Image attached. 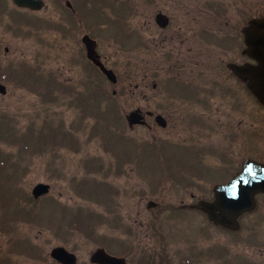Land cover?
Instances as JSON below:
<instances>
[{
    "label": "flooded vegetation",
    "instance_id": "1",
    "mask_svg": "<svg viewBox=\"0 0 264 264\" xmlns=\"http://www.w3.org/2000/svg\"><path fill=\"white\" fill-rule=\"evenodd\" d=\"M41 1V8L34 10L27 5L18 7L11 0L13 9L21 12L17 11L20 16L23 11L43 10L46 0ZM97 2L113 8L115 14L107 17L100 12L99 15L98 8L97 11L90 8L89 0L64 1L65 8L57 11L53 23L55 60L61 66L82 65L81 69L86 68L89 77L97 74L113 85L119 84L121 80L113 66L123 62L121 48L106 51L102 39L120 38L116 42L122 43L126 28L127 39L134 38L133 50L139 53V63L144 59L150 64L149 74L140 75L135 85L143 100L147 99L145 89L151 86L150 104L139 102L131 108L137 116L136 123H128L129 127L149 129L152 141L157 142L160 131L169 126H182L184 144L181 145L185 146L190 159H181L182 168L167 173L182 178L186 184L195 177L199 193L192 192L188 202L163 203L166 205L163 209L159 207L161 203L150 200L124 206L118 200L119 187L112 183L107 187V195H102L111 201L97 202L94 209L55 203L51 218L37 216L36 212L44 216L43 207L18 202V215L0 218V264H244L230 259L234 256H243L245 264H252L249 228L264 224V190L255 191L253 206L230 219V226H224L217 221L220 212L216 189L240 175L247 165L250 168L246 174L252 173L254 167H264V137L260 136L261 131L260 134L254 132V128L259 129L258 125L263 123L251 121L253 100L263 109L259 116L264 121V104L254 93L253 78L254 66L262 67L253 53L260 50L264 41V2L259 5L260 14L255 15L253 0H228L227 5L221 0ZM3 4L0 0V6ZM131 4L133 7L128 13L135 18L132 27L129 19L126 20L127 12L120 10L121 14H116L119 5L130 7ZM23 14L22 21L26 24L31 18L26 12ZM102 18L107 19L105 26L98 25ZM114 21L119 24L121 21V26L111 29L109 24ZM8 51V46L0 39V56ZM142 51L148 54L141 58ZM89 55L113 70L116 80L110 81ZM1 69L5 67L0 64V75L4 76ZM56 77L37 83L52 85L55 97H59L64 87ZM80 86L82 89L71 86L70 93L84 109H91L93 85L86 78ZM0 88L4 89L0 92L2 98L8 93V85L1 77ZM116 92L112 90V97ZM134 140L133 145H140ZM106 143L107 150L123 153L122 142L117 146ZM154 146L158 149V145ZM182 146L174 147L182 150ZM191 150L196 159L192 158ZM124 162L128 160L123 159L122 166ZM114 165L118 166L119 174V164ZM135 167L132 164L131 173L137 172ZM226 169L224 172L229 175L225 178L210 176L211 172ZM245 176L241 182L247 179L246 183H250L249 175ZM49 192L50 189L37 199H45ZM209 208L215 211V219L210 217ZM78 210H83L85 218L77 217ZM171 212L182 216L173 218ZM194 213L203 216L198 219L201 227H192L188 215ZM35 226L41 228L32 233L31 228ZM221 229L230 236V241L246 247L244 254L221 244ZM261 250L259 248L253 264H264Z\"/></svg>",
    "mask_w": 264,
    "mask_h": 264
},
{
    "label": "rangeland",
    "instance_id": "2",
    "mask_svg": "<svg viewBox=\"0 0 264 264\" xmlns=\"http://www.w3.org/2000/svg\"><path fill=\"white\" fill-rule=\"evenodd\" d=\"M2 1L5 4L0 6V39L8 46L9 51L0 56V64L5 67L4 70L1 69V73L5 75L1 74L0 77L8 85L7 95L0 98V218L18 215L20 207L17 204L18 200L27 201L30 206L43 207L44 216L36 212L39 218L53 217L55 203H63L70 208L94 209L97 207V202L111 201L109 197L102 196L107 195L108 188L100 181L113 183L119 187L118 200L124 206L153 200L161 203L159 207L163 209L166 208L163 203L188 202L192 192L199 193L195 177H191L189 184H186L182 178L167 174V170L175 171L182 168L179 162L181 159L185 161L190 159L186 155L185 146L181 145L184 144L182 126H169L166 130L160 131L157 142H153L149 129L130 128L127 125L125 114L132 110L133 106L138 105L139 102L150 104L148 96L151 94V86L145 89L147 99L143 100L140 89L135 85L140 75L149 74L150 64L144 59L139 63L141 60L138 58L139 53L133 50L134 38L127 39L126 28L122 43L116 42L120 38L102 39L106 51L114 52L119 46L123 56V62L113 66L121 81L113 85L101 75L91 74L89 77L86 68L81 69L82 65L61 66L55 60L53 23L57 11L65 8V0H46L45 8L39 12L20 9L31 18L26 24L22 21L23 12L20 16L18 9L14 10L11 0ZM221 1L228 4L226 2L228 0ZM89 2L90 8L94 7L96 11L99 9V15L100 12L106 13L107 17L115 14L113 8L102 6L97 0H89ZM262 2L264 0H253L254 15L262 11L259 6ZM116 5L114 8H117ZM119 6L116 14H121L120 10L127 12L126 20L129 19L128 23L132 27L135 18H132L128 12L133 5ZM225 14L228 15L227 12ZM106 20L99 19L98 25L105 26ZM119 22L120 24L117 21L112 22L109 24L110 28L117 29V26H121V21ZM132 31L134 32L131 29ZM146 53L142 51L141 58ZM26 68H28L27 74H29L28 70L33 72V78H25ZM10 71L12 74H9ZM34 74L42 75L44 80L55 75L56 79L62 82L61 86L69 91L62 92L64 90L62 89L58 93L59 97H55L54 89L51 88L52 94L50 98H46L49 95L44 94L46 90L44 87L50 85L47 82L36 84L35 81L41 78L34 77ZM86 78L93 85L91 91H95L94 87H98L110 94L108 97L103 95L97 98L94 95L100 94L92 92L91 109H84L79 104L80 101L70 93L73 85L82 89L80 84L84 83ZM113 89L117 91L114 97L111 95ZM253 101L251 121L263 123L258 125L259 129L254 128V132L261 131L262 133L259 134L264 137V121L259 116L263 109H259V104ZM98 129L103 131L98 132ZM115 134L123 135L122 139L131 143L128 153V150L123 153L107 150L105 139H113ZM59 135H62L61 140ZM132 139L138 140L140 145H133ZM155 144L158 145V149L155 148ZM162 146H164L163 150ZM174 146L183 148L181 150ZM154 150H158L157 153L161 156L158 157ZM191 155L193 159L197 158L193 150ZM123 159H127L128 162L126 164L124 162L122 166ZM114 163L119 164V174L118 166ZM109 164L113 165L109 166ZM132 164L136 165V173H131ZM227 170L211 172L210 176L225 178L229 175L228 172H224ZM84 180L87 183L79 185ZM95 181L101 186H97ZM38 182L49 183L50 192L45 199L34 200L31 189ZM82 188L84 190H81ZM73 201L75 205H72ZM78 211L77 217L85 218L83 210ZM164 211L167 212L168 209ZM197 214H187L188 219L192 220V227H201V221L198 219L203 216ZM170 216L180 219L182 215L171 212ZM188 226L191 228L190 225ZM38 227L41 228L40 226L31 228V232H35ZM221 230V244L230 247L232 251L239 250L244 254L246 247L235 240L233 241L237 244L230 241L226 231ZM250 235L252 244L250 258L255 262L254 258L258 255L259 248L264 252V224L251 226ZM230 259L246 263V258L243 256H234Z\"/></svg>",
    "mask_w": 264,
    "mask_h": 264
},
{
    "label": "water",
    "instance_id": "3",
    "mask_svg": "<svg viewBox=\"0 0 264 264\" xmlns=\"http://www.w3.org/2000/svg\"><path fill=\"white\" fill-rule=\"evenodd\" d=\"M14 1L19 5H27L32 8H38L41 5L40 0H14ZM260 45H261L259 47L260 50H254L253 56L260 60V62L262 63V67L259 69V71L254 69L253 78H254V92L258 95L259 99L264 103V41H262ZM89 56L91 57V55ZM93 60L99 63L94 58ZM99 66L103 70V72L107 74L112 80L115 79L114 74L112 73L111 70L106 69L102 64H99ZM1 92H4V89H1ZM136 116L137 114L134 111L128 115V119L130 123H134L136 121L135 120ZM258 179L262 181V183H260L259 186H264V177L259 176ZM239 180L240 179L237 180L236 184L239 182ZM231 185L234 184L232 183ZM231 185L220 189L221 192H220L219 203L222 205V207L220 208L222 215L219 217V219L222 221H226L227 219L234 217L240 210H242L241 208L243 209L248 208L252 204V201L241 202L239 199V192H240L239 189L232 191ZM252 186L254 190L257 189L255 183H253ZM48 187L49 185L47 184L38 183L33 187L32 193L35 197H37L47 192ZM248 193L251 195L252 192L249 191Z\"/></svg>",
    "mask_w": 264,
    "mask_h": 264
}]
</instances>
